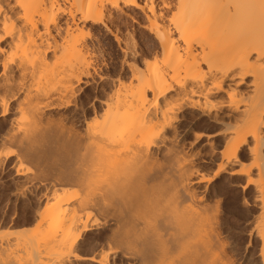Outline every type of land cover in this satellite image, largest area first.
Wrapping results in <instances>:
<instances>
[{
	"label": "bare ground",
	"instance_id": "obj_1",
	"mask_svg": "<svg viewBox=\"0 0 264 264\" xmlns=\"http://www.w3.org/2000/svg\"><path fill=\"white\" fill-rule=\"evenodd\" d=\"M122 17L155 39L147 73ZM96 29L131 78L84 103ZM1 120L0 165H31L13 195L35 214L0 264H71L93 230L134 264H264L262 0H0Z\"/></svg>",
	"mask_w": 264,
	"mask_h": 264
},
{
	"label": "rangeland",
	"instance_id": "obj_2",
	"mask_svg": "<svg viewBox=\"0 0 264 264\" xmlns=\"http://www.w3.org/2000/svg\"><path fill=\"white\" fill-rule=\"evenodd\" d=\"M117 22L124 29V34H123L124 37H131L133 35L131 38H132V40L135 41L136 45H138L139 47H140V45H142L140 48H144L146 51L148 49V52H149V49H150V54H148V52H145V53L148 54V56L145 55V53H144L145 57L143 55L144 58L139 60L140 64L144 63V64H142V65H144L143 67H142V65L139 64L140 65L139 68L142 71L146 70L147 68L145 69V67H146L145 64L149 63L150 61L153 60V56L154 55L151 54V53H153L152 51L154 49L153 47L155 46V43H154L155 39L153 37H151V35H149L147 32L142 31L143 30V25H145V21H143V23H142V21L139 22V23H142V24H139V23L135 24V23H132L131 20H129L128 18L122 17V19L121 18L117 19ZM126 22H127V25L129 23V25L131 26L130 28L128 27L129 25L125 27L124 24H126ZM124 27L128 29V32L126 31L127 29L125 30ZM113 30H114V28H113ZM96 31H97V33L96 32L95 33L97 35L95 34L94 38L102 41L105 44V46H104V52L105 53L102 54L101 56H97L98 58L95 57V58L92 59L94 65H95V68H94L95 71L92 70L91 73L93 72L94 75L92 74L93 76H92V79H91L90 86L84 88V92H82L80 94V96H81V98H82L84 103H85V101L86 102L91 101L93 98H96L97 100L99 99L100 101L108 98L107 93H109V91L111 89L112 81H114V79L117 77V74L120 75V76L118 75L117 79L120 77L121 78L120 80H122V81H124L126 83H128L129 79L131 78L130 72L128 71L127 67L125 66V61H127L129 59H127V58L123 59L122 52L118 48L117 44L115 42H113L114 38L111 37L110 35H108L107 33L104 34L105 32L103 33V31H105V30L100 31L99 29L98 30L96 29ZM131 32H132V34H131ZM126 33H129L131 36L129 34L127 35ZM104 35H106V36H104ZM125 35H127V36H125ZM96 39L95 40L93 39V41L96 42L97 41ZM88 42H90V41H88ZM153 44H154V46H153ZM148 45L150 46V48H148L149 47ZM145 47H147V49ZM121 67H122V69H121ZM112 70H113V72H112ZM114 71H115V74H114ZM144 73H147V70ZM1 121L2 122L0 123V135L6 129V127H4V126L7 124L6 121H4V120H1ZM0 153H1V151H0ZM0 157H1V154H0ZM3 157H1V159ZM9 163H10V165H9ZM9 163L6 165V166L9 165L8 167H5V165H0L1 166L0 167V172H1L0 173V236L1 237L2 236L5 237V235L9 231H11V230L13 231V230H15V228H17L19 230V231L15 230L16 232H20L21 231V232H23L25 234H31L33 229H34V223L30 222V221L33 222V220H31V219H32V217H34V214H35L34 213L35 210H32L34 208V207L32 208L33 204L35 205V203L33 201L34 200V197L32 195L33 193L29 192V191L27 192V195H29V196L32 195L31 197L33 198V200L27 195H25V197H19V199L15 195H13V194H15L14 193V191H15L14 189L16 188L15 181L18 178H20V177H22L24 175L27 176L28 172L31 175L30 171L27 172V169H29L31 167V165H28V164H26L24 162L23 163L19 162V164H18V162L17 163L16 162L15 163H13V162L11 163V160H10ZM20 169L23 170L22 172H24V174L21 173ZM12 170H13V172H12ZM16 170H19V172L21 173L20 177L17 178L15 176L17 179L14 177ZM31 170H33V169H31ZM25 171H26V173H25ZM7 176H9V177H7ZM5 178H10V180L8 181L9 183L4 181ZM14 179H16V180H14ZM10 182H11V184H10ZM12 182H13V184H12ZM42 190L43 189H40L39 191H42ZM39 191H38V193H40ZM43 192L45 194V191H42V193ZM26 196L28 197V199H30V200H28L29 202L25 200ZM21 198H22V200H21ZM29 203H31V204H29ZM29 207L32 208V209H30ZM35 209H36V207H35ZM30 210H32L33 212L30 211ZM32 213H34V214H32ZM18 215H19L20 218L17 217ZM28 215H30V216H28ZM10 217L11 218L14 217L15 219H11ZM14 222H16L17 224L14 223ZM29 222L31 223V225H29ZM11 226H12L13 229L10 230ZM7 228H9L8 229L9 231L5 232V230L7 231ZM2 231H3V233L1 234ZM94 231L95 230L89 231V234H88V232L84 233L81 236V239H79L77 241L78 243H76V246L74 247V249L72 251L68 252V253H65L64 258L69 259L70 261H76V262H77V260H75V259L76 258H80L81 261H79L77 264H98V263H95V262H98L101 259H106V264H128V262H131V260L127 261L125 259H123V261H122V258L120 259V256H118V255L113 256L114 254L113 253L110 254L111 252L110 253L108 252L109 253V256H108V253H106L104 251L105 250L108 251L110 249L107 248L108 247L107 246V241L105 239H102V237H101V236H103V238H106L104 235H106L107 233L104 232L106 234L103 233V235L99 236L102 239V241L104 240L101 243V240H99V237H97L95 235L98 238V240H97L96 237L94 236V234H96L97 231H95L96 233ZM91 234H92V236H90ZM229 238H231V239H229ZM227 239H228V242H230V243H233L232 239H234V242L238 241V245H239V243H241L240 241H242L241 245H243V240L241 238H237V241H236L234 237H232V236L230 237V236L227 235ZM99 241H100V244L98 243ZM104 242H106V243H104ZM101 244H103L102 247H101ZM103 247H104V249H103ZM101 249L104 250V251H102ZM234 250H235V248H234ZM236 252L240 253L241 249L239 250V249L236 248ZM237 253H236V255H238ZM240 255L242 256L241 253H240ZM240 255L237 256L236 258L240 259V257H241ZM86 259H88V260H86ZM90 259H93L95 262L89 261ZM107 259H108V261H107ZM125 261H127V262H125ZM76 262H75V264H76ZM132 262H131L132 264L135 263L134 261H132ZM47 263L49 264L50 262H47ZM131 263H129V264H131ZM71 264H72V262H71Z\"/></svg>",
	"mask_w": 264,
	"mask_h": 264
},
{
	"label": "snow or ice",
	"instance_id": "obj_3",
	"mask_svg": "<svg viewBox=\"0 0 264 264\" xmlns=\"http://www.w3.org/2000/svg\"><path fill=\"white\" fill-rule=\"evenodd\" d=\"M262 3H264V0H262ZM72 264H75V262L73 261Z\"/></svg>",
	"mask_w": 264,
	"mask_h": 264
}]
</instances>
